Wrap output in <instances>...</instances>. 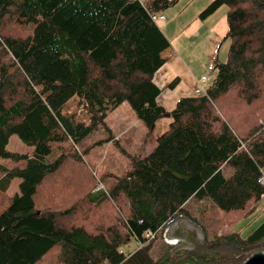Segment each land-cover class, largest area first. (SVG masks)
<instances>
[{
    "label": "trees",
    "instance_id": "trees-1",
    "mask_svg": "<svg viewBox=\"0 0 264 264\" xmlns=\"http://www.w3.org/2000/svg\"><path fill=\"white\" fill-rule=\"evenodd\" d=\"M178 1L0 0V48L12 55L0 59V264H43L52 254L46 264H240L252 249L264 251V221L248 234L234 229L264 204V0H213L200 13L227 6L228 59L216 62L204 93L167 111L154 72L171 41L153 15ZM6 17L33 33L6 36ZM73 97L88 121L65 110ZM126 101L147 127L143 146L153 149L94 187V165L76 150ZM166 113L170 127L156 137ZM14 134L33 153L8 150ZM76 194L70 207L53 206ZM192 199L238 219L214 234L210 211L188 210ZM105 206L116 209L106 226ZM177 215L210 237L176 248L163 230Z\"/></svg>",
    "mask_w": 264,
    "mask_h": 264
},
{
    "label": "rangeland",
    "instance_id": "rangeland-1",
    "mask_svg": "<svg viewBox=\"0 0 264 264\" xmlns=\"http://www.w3.org/2000/svg\"><path fill=\"white\" fill-rule=\"evenodd\" d=\"M179 0L174 5L170 6L163 11L165 18L159 20V24L163 26V29L168 30V25L172 22L173 28H175V33L170 34L168 38L174 39L175 42L180 45L189 41L188 32H183V26L186 27L187 23H191L194 19L200 17V13L213 1L210 0ZM224 7V6H223ZM219 8L216 12L209 15L206 20L208 27L211 31L212 24L221 17L222 8ZM4 21V31L7 33L6 36L20 37L25 38L28 35L33 33L34 26L26 25L24 27H18L16 22L10 18L6 17ZM228 22V21H227ZM225 23V25L227 24ZM219 28H222V24H219L214 28V32H218ZM162 29V30H163ZM171 33L170 30H168ZM164 32V31H163ZM178 36L176 37V35ZM227 34V33H226ZM172 44V41H171ZM229 45L230 40L226 39L225 36L221 38L220 42L217 43L214 41V52H217L218 49L221 51V57L215 59L212 55L209 62V69L205 73L210 77H215L217 75L216 62L217 61H227L229 56ZM172 46V45H171ZM175 47V43H174ZM15 58V56H13ZM225 58V59H223ZM0 59L3 61H10L12 55L3 51L0 48ZM13 70V69H11ZM202 92V89H199V93ZM235 95V92L231 94ZM264 100V97H263ZM78 105V97H73L67 103L65 110L69 112H79L78 118L83 121H88V115L85 110ZM147 132V127L145 123L138 118L136 112L132 108L129 102H124L118 108L110 111L106 118V124L103 127H100L98 130L91 133L81 144V146L76 150L78 152L76 155L83 159V155L88 159L93 165V172L96 176V180L92 181V186H98L97 184L108 185L112 182L111 176L116 174H123L126 170L131 168V159L129 156L132 155H145L148 148L142 149L143 146V137ZM118 142V143H117ZM88 144H94L90 149L84 153V149ZM58 146V145H57ZM7 149L10 151H16L21 153L31 154L33 153L34 147L24 143L17 134H14L10 137L9 144ZM75 154V151L73 152ZM2 163H7L6 159H1ZM234 169L228 167L226 169V175L233 173ZM264 173V167L262 168ZM108 175V179H106ZM20 179H14L12 186L10 188V193L14 194L19 190ZM52 182V178H49L43 187L47 186ZM82 194V191H80ZM78 194L71 196L73 198H67L61 202L54 203L53 206L57 209H66L74 204V201L77 199ZM75 199V200H74ZM122 207V206H121ZM187 208L192 215H197V212L204 213L205 211H210L206 227L208 230H211L214 234L222 233L232 226L234 222L238 219L235 216L223 213L219 210H215L208 203L202 201H195L192 199L187 204ZM104 211L106 212V217L102 220L105 223V226L112 224L115 221L116 209L109 211V207L105 206ZM264 221V204L260 206L257 213L251 216L248 219H243L239 221L234 229H243L244 234L250 233L252 230L257 228ZM100 223V222H99ZM98 223V224H99ZM97 224V225H98ZM203 226L196 225L190 217L184 215H177L168 226L163 230V238L167 242L174 245L176 248L191 250L198 243L205 241L206 237H210L211 232L204 230ZM193 233V235L191 234ZM137 246L136 241H132L131 248ZM261 247H256L250 251L260 252ZM254 252V253H256ZM253 253V254H254ZM252 254V255H253ZM54 254L49 256L43 264H46V261L50 263L53 259ZM48 263V264H49ZM223 264V263H221Z\"/></svg>",
    "mask_w": 264,
    "mask_h": 264
},
{
    "label": "crops",
    "instance_id": "crops-1",
    "mask_svg": "<svg viewBox=\"0 0 264 264\" xmlns=\"http://www.w3.org/2000/svg\"><path fill=\"white\" fill-rule=\"evenodd\" d=\"M227 10V6L222 8L221 17L212 24L213 31L208 27L207 17L204 19L196 18L191 23H187V26H183L182 30L183 32H188L189 41L178 45L174 39H171L172 46L167 48L159 57L162 63L154 72V81L161 88L157 101L167 111H172L182 97L204 93L205 89L216 77H211L210 81L202 83V76L206 75L205 73L209 69L211 56L213 55L215 59L221 57L220 49L214 52V41L216 40L219 43L221 38L226 36L228 32ZM226 22L227 24L225 25ZM219 24H222L223 27H218L219 31L215 33L214 28ZM161 29H163V26H161ZM174 29L171 22L168 25V30L171 33L166 29H163V31L168 37L170 34L175 33ZM174 80H177L175 86L173 88L169 87ZM201 88H203L202 92L199 93ZM171 122L172 118L167 115L158 119L154 135L159 137L166 132ZM145 148H148L145 153L147 154L153 149V146L148 145Z\"/></svg>",
    "mask_w": 264,
    "mask_h": 264
},
{
    "label": "water",
    "instance_id": "water-1",
    "mask_svg": "<svg viewBox=\"0 0 264 264\" xmlns=\"http://www.w3.org/2000/svg\"><path fill=\"white\" fill-rule=\"evenodd\" d=\"M166 115L169 116L170 113H166ZM240 264H264V251L254 253L246 261Z\"/></svg>",
    "mask_w": 264,
    "mask_h": 264
},
{
    "label": "built area",
    "instance_id": "built-area-1",
    "mask_svg": "<svg viewBox=\"0 0 264 264\" xmlns=\"http://www.w3.org/2000/svg\"><path fill=\"white\" fill-rule=\"evenodd\" d=\"M165 18V15L164 14H156V15H153V19L154 20H156V21H159V20H162V19H164ZM210 76H208V75H203L202 76V83H205V82H208V81H210ZM201 89H203V88H201ZM261 181L263 182L264 181V178H261Z\"/></svg>",
    "mask_w": 264,
    "mask_h": 264
}]
</instances>
